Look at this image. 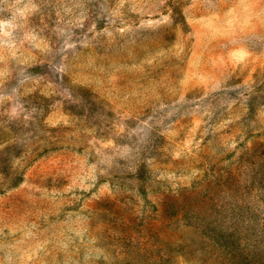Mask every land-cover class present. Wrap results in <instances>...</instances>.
Returning <instances> with one entry per match:
<instances>
[{
	"label": "rangeland",
	"instance_id": "obj_1",
	"mask_svg": "<svg viewBox=\"0 0 264 264\" xmlns=\"http://www.w3.org/2000/svg\"><path fill=\"white\" fill-rule=\"evenodd\" d=\"M0 264H264V0H0Z\"/></svg>",
	"mask_w": 264,
	"mask_h": 264
}]
</instances>
